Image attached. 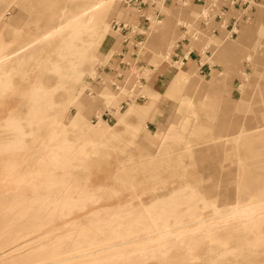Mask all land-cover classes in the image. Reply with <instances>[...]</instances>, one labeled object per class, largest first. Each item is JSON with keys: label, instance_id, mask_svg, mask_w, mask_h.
I'll list each match as a JSON object with an SVG mask.
<instances>
[{"label": "rangeland", "instance_id": "rangeland-1", "mask_svg": "<svg viewBox=\"0 0 264 264\" xmlns=\"http://www.w3.org/2000/svg\"><path fill=\"white\" fill-rule=\"evenodd\" d=\"M133 1L0 0V264H264V0Z\"/></svg>", "mask_w": 264, "mask_h": 264}, {"label": "bare ground", "instance_id": "bare-ground-1", "mask_svg": "<svg viewBox=\"0 0 264 264\" xmlns=\"http://www.w3.org/2000/svg\"><path fill=\"white\" fill-rule=\"evenodd\" d=\"M144 1H147L148 3H149V6H148V8L150 9V0H144ZM166 1H169V0H163V4L166 2ZM200 2V3H202L203 4V7L207 4V1L206 0H197V2ZM121 2H122V4L125 6V7H127V8H132V9H136V11H137V13H138V15H144L143 13L144 12H146V16L150 19V24H152V23H154L155 22V20H159L160 21V16H161V10H158V12H157V14L156 15H154V16H156V17H153L152 15H150L149 13H148V11H144L142 8H141V6H138V5H133V4H131L130 3V0H121ZM234 2H236V0H232L231 1V3H234ZM210 4H211V6L210 7H213V8H215L214 10H216L219 6V4H220V0H211L210 1ZM209 7V8H210ZM249 7V2H248V6H247V8ZM147 8V9H148ZM224 8H226V5H222V7L220 6L219 7V10H220V12H223V9ZM141 11H143V12H141ZM246 16H247V18L249 17V14H246ZM146 17V18H147ZM199 17L201 18V21H202V24L203 25H207L208 24V22H209V18H210V16L206 13V12H201L200 14H199ZM158 18V19H157ZM117 26L115 27L116 28V30H119V33L122 35V51L121 52H118V53H116L114 56H117L118 55V58H120L121 60H122V62L124 63V64H127L126 62H124L123 60H124V57L126 58L127 56L126 55H129V54H132L133 53V51L134 52H138V49H139V45H141L142 43H140L141 41H137L136 42V37L139 35V34H142V32H141V30H140V27H138V24L137 25H135V24H131V23H129V20H124V19H117L116 18V21L114 22ZM113 23V24H114ZM225 24V23H224ZM129 25H131L132 26V28H133V30L128 34V35H126L125 33H123L122 32V30L123 29H125V28H127V27H130ZM236 25H237V22H234L231 26H230V31H229V36L232 38V34L233 33H235V34H237V31H236ZM112 27H113V25H112ZM185 28H186V25L184 26ZM131 28V27H130ZM131 28V29H132ZM143 42V41H142ZM139 43V44H138ZM137 45H138V47H137ZM134 46H136V48H137V51L136 50H133V47ZM142 46V45H141ZM124 47H126L127 48V52L129 51V53L128 54H126L125 56H123V49H124ZM207 49H208V46H204V48L202 49V51H201V54H204V53H206V54H208V51H207ZM126 52V53H127ZM191 53H192V51L191 50H186V51H180V49L179 50H176V49H174V52H173V55L175 56V57H177V62L179 61V65H184L187 61H188V58H190V55H191ZM201 54H200V56H201ZM185 59H187V61H185ZM175 61V62H176ZM113 62V61H112ZM118 62H116V63H107L108 64V66L110 65V67H111V65H114V67L113 68H115V71H116V73H117V75H118V77H119V75L120 74H122V70L120 69V68H126V67H124V65H121V66H119L118 64H117ZM101 67H104V66H101ZM132 67H135V68H140L141 66H136L135 64L132 66ZM131 67V68H132ZM130 68V67H129ZM143 68H146V67H143ZM127 70H129V69H127ZM135 73V72H134ZM136 73L137 74H135L136 76H139V73H138V71H136ZM81 74V73H80ZM127 73L125 72V75H126ZM130 74V73H129ZM130 75H133V74H130ZM123 78V77H122ZM118 80H120V79H118ZM114 85H116V86H118V84H116V82H115V84ZM84 91V90H83ZM168 230V229H167ZM161 239V238H160ZM149 242V241H148ZM29 243V242H28ZM99 250H101V248L100 249H97V251H99ZM89 254H91V253H94V252H88ZM88 253H86V254H84L83 256H85V255H87ZM88 254V255H89Z\"/></svg>", "mask_w": 264, "mask_h": 264}, {"label": "crops", "instance_id": "crops-1", "mask_svg": "<svg viewBox=\"0 0 264 264\" xmlns=\"http://www.w3.org/2000/svg\"><path fill=\"white\" fill-rule=\"evenodd\" d=\"M196 5H198V6H200V7H203V4L202 3H200L199 1L198 2H196ZM199 12H198V16H199ZM198 18V17H197ZM251 19V16L249 15V17L247 18V16L246 15H244L243 17H242V20H244V21H248V20H250ZM232 18L230 19V21H225L226 23L224 24L223 22H218V23H216L217 25H220V27L222 28L223 26H224V28H219V29H213L214 31H212L213 33H214V35L215 36H217V37H220V36H222L223 37V39H226V40H231V37L229 36V31H230V26H231V24H232ZM188 23L189 22H183V23H178L177 25H178V29L181 31L180 33H179V37L176 39V41L174 42V44H173V46H172V52H171V57H170V59L172 58H174L175 56L173 55V52H174V49H176V50H179L180 49V51H186V50H191L192 52H194V50H195V48H197V53L200 55L201 54V51H202V48H204V46H208V45H204V46H199L201 43H199L197 40H195L194 38H192V39H190V36L193 34V33H195V30L193 29V30H191L192 32H190L189 33V30H190V27H189V25H188ZM221 23V24H220ZM201 24V23H200ZM240 24H241V22H240ZM186 25V28L184 27ZM202 25V24H201ZM208 25V24H207ZM202 26H204V27H206L205 25H202ZM144 26H142V27H140V30L143 28ZM221 33H223L222 35H221ZM226 33L228 34L227 36H226ZM142 34H144V33H142ZM223 35H225V37L223 36ZM199 46V47H198ZM201 56H202V54H201ZM112 57V56H111ZM110 57V58H111ZM108 59V61L105 63V64H103L102 66H105L108 62H110V61H112L111 59ZM164 61H167V60H164ZM169 61V60H168ZM188 62V61H187ZM186 62V63H187ZM161 66H162V64L161 65H159L158 66V68L156 69V70H154L155 68H153L154 66H152V67H150L151 69H150V72H152V71H154V73L152 74V75H154L155 73H157L160 69H161ZM202 67V66H201ZM100 68H102V67H100ZM148 68V67H147ZM149 70V69H148ZM152 75L150 76V78L149 79H151L152 78ZM159 75H161V74H156V77L158 78V76Z\"/></svg>", "mask_w": 264, "mask_h": 264}, {"label": "built area", "instance_id": "built-area-1", "mask_svg": "<svg viewBox=\"0 0 264 264\" xmlns=\"http://www.w3.org/2000/svg\"><path fill=\"white\" fill-rule=\"evenodd\" d=\"M130 3L134 5V1H133V2H131V0H130Z\"/></svg>", "mask_w": 264, "mask_h": 264}]
</instances>
